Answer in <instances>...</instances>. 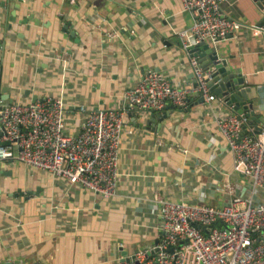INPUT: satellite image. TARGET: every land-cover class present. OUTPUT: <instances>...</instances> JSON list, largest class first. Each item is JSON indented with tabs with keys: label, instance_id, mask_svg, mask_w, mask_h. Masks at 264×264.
Masks as SVG:
<instances>
[{
	"label": "crops",
	"instance_id": "0c3cea01",
	"mask_svg": "<svg viewBox=\"0 0 264 264\" xmlns=\"http://www.w3.org/2000/svg\"><path fill=\"white\" fill-rule=\"evenodd\" d=\"M223 12L244 27L213 47L257 88L255 111L264 116V39L252 31L261 17L257 1L228 0ZM193 21L181 0H0V96L6 89L13 101L60 97L67 132L77 133L89 112L122 108L124 94L150 70L193 89L192 56L180 36ZM196 97L187 109L136 119L127 112L118 190L109 198L0 161V264H119L123 249L159 239L154 194L220 207L250 195V178L235 172L216 121L238 112Z\"/></svg>",
	"mask_w": 264,
	"mask_h": 264
},
{
	"label": "built area",
	"instance_id": "2783aa9c",
	"mask_svg": "<svg viewBox=\"0 0 264 264\" xmlns=\"http://www.w3.org/2000/svg\"><path fill=\"white\" fill-rule=\"evenodd\" d=\"M227 1L181 0L194 19L180 32L187 51L201 42L213 47L238 35L244 24L225 15L223 5ZM252 31L254 36L264 35L261 27ZM191 62L196 78L193 89L176 86L163 73L150 70L124 94L122 108L89 112L77 133L67 132L66 104L60 97L29 102L0 100V141H10L0 144V161H19L64 177L104 198L115 196L128 111H161L171 105L187 109L193 95L226 103L210 92L212 69L205 70L197 57ZM216 121L234 153V170L250 178L252 193L235 195L221 207L154 194L161 218L159 241L134 251L131 258L139 264H264V196L258 195H264V122L259 124L257 135L256 122L251 121L248 111L230 113ZM121 259L119 264H125Z\"/></svg>",
	"mask_w": 264,
	"mask_h": 264
},
{
	"label": "water",
	"instance_id": "95a60500",
	"mask_svg": "<svg viewBox=\"0 0 264 264\" xmlns=\"http://www.w3.org/2000/svg\"><path fill=\"white\" fill-rule=\"evenodd\" d=\"M257 5L260 9L261 17L258 21V27L264 29V0H256ZM264 39V35L262 36ZM189 53L192 57H197L200 65L205 69H212L211 79L209 80L210 92L217 95L219 98H224L226 100V104L232 106V109L238 113H242L244 111H248V114L251 116V121L256 122L255 133L258 135L261 127L260 123L264 122V116L255 115V111L253 110L255 101L259 99L260 95L257 92L256 87H249L246 85L245 78L241 73H235L232 70V67L229 64L228 58L222 57L217 48L211 47L206 42H201L196 45H192L189 47ZM3 95L0 96L1 101L8 100L9 102H13V98L8 94V90L6 93V89H2ZM38 96L34 95L32 101H36ZM199 100L204 101L203 97H200ZM168 107H173L168 106ZM99 109V108H98ZM252 110V111H250ZM142 111L135 110L133 112H129V115H133V119H136L137 116L141 117ZM160 115H157V117ZM165 118L166 113L163 115ZM3 127L0 126V136L3 134ZM0 144L8 145L10 141L1 142ZM197 228H201L200 224L195 223ZM159 241L156 240V243ZM134 251L129 252L123 249L122 251V262L125 264H139L137 261L131 258V255ZM22 264V263H18ZM31 264H38L36 262Z\"/></svg>",
	"mask_w": 264,
	"mask_h": 264
}]
</instances>
